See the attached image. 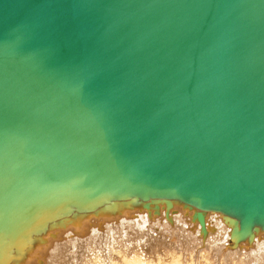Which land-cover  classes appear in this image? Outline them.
Returning <instances> with one entry per match:
<instances>
[{
    "label": "water",
    "instance_id": "obj_1",
    "mask_svg": "<svg viewBox=\"0 0 264 264\" xmlns=\"http://www.w3.org/2000/svg\"><path fill=\"white\" fill-rule=\"evenodd\" d=\"M177 204L264 232V0H0V264Z\"/></svg>",
    "mask_w": 264,
    "mask_h": 264
},
{
    "label": "bare ground",
    "instance_id": "obj_2",
    "mask_svg": "<svg viewBox=\"0 0 264 264\" xmlns=\"http://www.w3.org/2000/svg\"><path fill=\"white\" fill-rule=\"evenodd\" d=\"M160 209L161 216H149L122 208L54 227L34 238L17 264H264V232L233 246L221 214H206L204 234L181 205L167 218Z\"/></svg>",
    "mask_w": 264,
    "mask_h": 264
},
{
    "label": "rangeland",
    "instance_id": "obj_3",
    "mask_svg": "<svg viewBox=\"0 0 264 264\" xmlns=\"http://www.w3.org/2000/svg\"><path fill=\"white\" fill-rule=\"evenodd\" d=\"M166 209V208H165ZM172 211V210H171Z\"/></svg>",
    "mask_w": 264,
    "mask_h": 264
}]
</instances>
